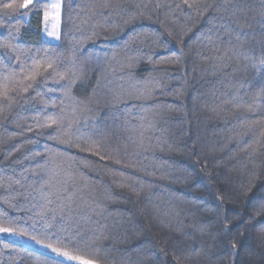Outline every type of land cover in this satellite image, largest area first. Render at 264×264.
<instances>
[{"label":"trees","instance_id":"1","mask_svg":"<svg viewBox=\"0 0 264 264\" xmlns=\"http://www.w3.org/2000/svg\"><path fill=\"white\" fill-rule=\"evenodd\" d=\"M0 0V227L96 264H264V0ZM11 5V6H9ZM0 264H70L0 238Z\"/></svg>","mask_w":264,"mask_h":264},{"label":"rangeland","instance_id":"2","mask_svg":"<svg viewBox=\"0 0 264 264\" xmlns=\"http://www.w3.org/2000/svg\"><path fill=\"white\" fill-rule=\"evenodd\" d=\"M49 3V7L44 12L43 20V38L50 43H59L60 41V28H61V10H62V0H46ZM56 5V7H54ZM47 14V19L45 18ZM49 33H54L50 35ZM0 229H4L1 228ZM0 238L12 241L14 243L22 244L30 249L38 251L40 253L46 254L48 256L54 257L56 259L62 260L70 264H80L78 259H68L67 256L63 255L67 253L71 257H78L66 251L60 250L56 247L47 245L45 243L20 236L19 234L12 232L10 230L0 231ZM55 250V251H54ZM81 258V257H79ZM82 260L89 261L87 259L81 258ZM91 262V261H90ZM91 264H96L91 262Z\"/></svg>","mask_w":264,"mask_h":264},{"label":"snow or ice","instance_id":"3","mask_svg":"<svg viewBox=\"0 0 264 264\" xmlns=\"http://www.w3.org/2000/svg\"><path fill=\"white\" fill-rule=\"evenodd\" d=\"M32 3V0H25V2L21 5L22 7L24 8H28V6ZM11 6V5H9ZM54 7H56V5H54ZM45 18L47 19V14H45ZM50 35L54 34V33H49ZM0 231H6V229H0ZM55 251V250H54ZM63 255L67 256L68 259H78L80 260V264H91L90 261H85V260H82L81 258L79 257H71L69 256L67 253H64Z\"/></svg>","mask_w":264,"mask_h":264}]
</instances>
